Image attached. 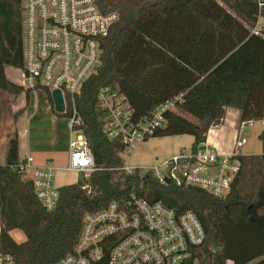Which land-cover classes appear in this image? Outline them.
<instances>
[{
    "label": "trees",
    "instance_id": "obj_1",
    "mask_svg": "<svg viewBox=\"0 0 264 264\" xmlns=\"http://www.w3.org/2000/svg\"><path fill=\"white\" fill-rule=\"evenodd\" d=\"M96 1L105 12L117 11L119 18L103 38L101 64L86 80L77 107L80 128L103 169L60 187L56 206L47 210L31 182L11 169L23 159L15 129L0 166V249L10 252L16 264H54L74 251L86 213L111 202L125 206L137 195L198 216L206 238L191 248L189 262L264 264V128L258 135L263 152L238 153L240 169L230 191L216 196L197 186L162 184L152 170L130 174L121 169L126 143L105 132L108 112L98 99L104 87L125 95L132 120L139 123L180 96L151 137L191 135L194 151L211 128L223 123L228 108L239 110L241 123L263 120L264 31L252 30L264 18V6L258 0ZM129 12L139 14L130 18ZM22 65V0H0V91L13 96L26 92L29 100L32 90L6 75L7 66ZM45 92L51 110L66 116L55 111L52 92ZM22 111L13 114L15 121ZM15 229L25 233V241L11 236ZM91 264H108V256Z\"/></svg>",
    "mask_w": 264,
    "mask_h": 264
},
{
    "label": "built area",
    "instance_id": "obj_2",
    "mask_svg": "<svg viewBox=\"0 0 264 264\" xmlns=\"http://www.w3.org/2000/svg\"><path fill=\"white\" fill-rule=\"evenodd\" d=\"M258 1L264 6V0ZM22 11V86L32 91H61L65 106L62 114L69 119V150L64 166L51 162L38 165L28 154L11 169L30 181L42 205L52 210L60 197V190L54 185L56 171H74L81 176L79 181H84L103 169L96 164L80 128L83 119L77 97L100 66L103 38L110 33L119 14L103 11L96 0H22ZM262 21L259 18L253 33L264 31ZM98 99L108 112L105 132L126 143L121 169L130 174L136 169L152 170L162 184L168 179L179 186L204 188L216 196L228 194L240 169L238 153L219 152L207 142L196 151L171 155L154 167L129 163L138 146L164 125V113L174 107L180 96L165 102L150 119L139 123L132 120L133 109L125 95L104 87ZM160 167H165V173L158 170ZM1 208L0 195V216ZM205 238V228L193 211L178 212L162 201L151 202L132 195L125 206L111 202L100 211L86 213L74 251L54 264H91L105 256L108 264H193L189 262L191 248L202 244ZM0 264L16 262L10 252L0 249Z\"/></svg>",
    "mask_w": 264,
    "mask_h": 264
},
{
    "label": "rangeland",
    "instance_id": "obj_3",
    "mask_svg": "<svg viewBox=\"0 0 264 264\" xmlns=\"http://www.w3.org/2000/svg\"><path fill=\"white\" fill-rule=\"evenodd\" d=\"M133 3L139 0H127ZM138 12H129L130 18L138 16ZM264 18H261V21ZM262 21V22H263ZM264 28V22L261 24ZM20 71L17 72L15 78L19 79ZM14 77V75H13ZM36 94H30V99L22 95L18 99H9L11 95L0 91V165H4L7 153V135L11 134L16 128V121L14 118V110L18 107V103L22 98L27 113L26 118L23 117L26 134L28 136L29 144L33 152L36 154L39 151L47 152L49 149L60 150L61 145L69 143V119L66 116H59L50 108V101L47 100V95L43 90H36ZM255 126L248 125L244 131L243 136L247 139V144L244 147L246 151H253V154H260L263 152L262 142L258 135L264 128L263 120H255ZM193 143V136L191 135H175V136H159L149 137L143 141L133 153L129 160L130 165L133 166H151L161 165L171 155L188 152ZM66 152L62 153L61 159L57 162L52 160V164H59L60 166L68 163V145ZM161 173H165V167L158 169ZM81 176L74 171L58 170L56 171L54 185L57 188L75 183L79 181ZM11 236L17 242L26 240V235L21 230H13L10 232ZM227 264H232L231 261Z\"/></svg>",
    "mask_w": 264,
    "mask_h": 264
},
{
    "label": "crops",
    "instance_id": "obj_4",
    "mask_svg": "<svg viewBox=\"0 0 264 264\" xmlns=\"http://www.w3.org/2000/svg\"><path fill=\"white\" fill-rule=\"evenodd\" d=\"M18 71H19V68H15L12 66L6 67V75L8 79L22 86L23 84L22 74L20 73V76L18 75L19 79H17V77L15 78ZM24 93L26 96V92H23L19 96L11 95L9 99L10 98L14 100L18 99L22 95H24ZM32 93L36 94L35 91H32L30 94ZM47 100L49 101L48 95H47ZM23 105L24 103L21 98L18 103V107H16V109L13 111L14 113H16L19 110H23L20 116L16 120V128H15L19 136L20 157L24 158L28 154H31L35 160V163L38 165H43L47 162H51L52 160H55L58 162L61 159L62 153L66 152L65 148L68 145V143H65L64 146L61 145L60 150L49 149L47 152L42 150V151H39L37 154L33 152L29 144L28 136L26 134L25 124L23 123L25 122L23 121V117L26 118L27 116V113L25 111L26 110L25 106ZM248 125H250L251 127L255 126L254 121H247V122L241 123L239 110L236 108H228L226 111L223 123L209 130L207 134L206 142L210 146L215 148L217 151L222 152V153H235L236 152V153L247 154V155L253 154L252 153L253 151L244 150V147L247 144V139L246 137L243 136V134ZM7 141H8V135H7Z\"/></svg>",
    "mask_w": 264,
    "mask_h": 264
},
{
    "label": "water",
    "instance_id": "obj_5",
    "mask_svg": "<svg viewBox=\"0 0 264 264\" xmlns=\"http://www.w3.org/2000/svg\"><path fill=\"white\" fill-rule=\"evenodd\" d=\"M52 98L54 101V109L56 112L58 113H62L64 111V100H63V96L60 90H53L52 92ZM170 181L167 179V183H169ZM264 195V192H263Z\"/></svg>",
    "mask_w": 264,
    "mask_h": 264
}]
</instances>
